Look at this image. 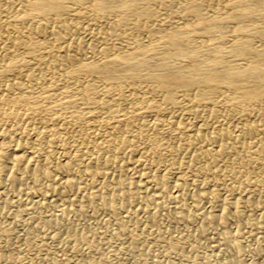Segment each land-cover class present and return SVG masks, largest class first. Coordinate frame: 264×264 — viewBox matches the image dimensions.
Returning <instances> with one entry per match:
<instances>
[{
	"label": "bare ground",
	"instance_id": "6f19581e",
	"mask_svg": "<svg viewBox=\"0 0 264 264\" xmlns=\"http://www.w3.org/2000/svg\"><path fill=\"white\" fill-rule=\"evenodd\" d=\"M0 264H264V0H0Z\"/></svg>",
	"mask_w": 264,
	"mask_h": 264
}]
</instances>
